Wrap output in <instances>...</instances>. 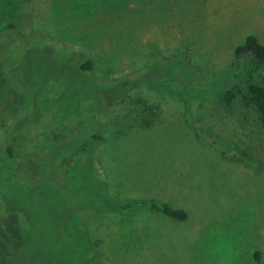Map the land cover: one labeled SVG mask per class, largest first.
I'll return each instance as SVG.
<instances>
[{"label": "rangeland", "instance_id": "1", "mask_svg": "<svg viewBox=\"0 0 264 264\" xmlns=\"http://www.w3.org/2000/svg\"><path fill=\"white\" fill-rule=\"evenodd\" d=\"M6 1L0 0V220L14 248L29 226L23 211L9 209H33L39 200L41 245L61 253L57 264H261L257 251L263 263L264 128L240 81L250 80L253 60L230 76L234 49L246 36L264 43V0H26L19 13L17 2L9 10ZM10 17L27 23L20 34L3 29ZM25 29H33L28 44ZM79 51L95 61L96 83L82 91L69 58ZM135 71L147 87L107 112L115 99L111 87L101 86ZM233 89L241 92L225 102ZM86 105L95 115L61 123L66 109L79 115ZM92 132L105 141L93 143L92 159L77 156ZM207 135L237 154L224 156ZM12 141L14 160L7 156ZM53 174L67 177V192L83 186L55 208ZM103 190L121 199L157 198L188 218L140 209L88 225L65 223L66 210L78 219L98 209Z\"/></svg>", "mask_w": 264, "mask_h": 264}, {"label": "trees", "instance_id": "2", "mask_svg": "<svg viewBox=\"0 0 264 264\" xmlns=\"http://www.w3.org/2000/svg\"><path fill=\"white\" fill-rule=\"evenodd\" d=\"M14 2H17L16 13L23 12L21 11L22 7L28 4V1L26 0L20 1V2L17 0H7L6 5L7 7H9V10L13 7ZM10 20L11 21L14 20L16 23H18V25L16 26V23H9L11 22ZM10 20L7 21L6 26H4L3 29H6V28L7 29L13 28L16 30L18 29L19 34L21 30L24 28V26L27 24V23L23 24L24 22L23 19L19 21L16 18L10 17ZM25 30L27 31V29ZM32 34H33V29L30 32H28V36L29 35L32 36ZM23 36L24 35H22V37ZM30 36L27 37L29 39L25 38V40L23 41L24 44L29 43L28 40H30ZM234 56L236 58V62L232 69V74L230 77H233V76L237 77L238 71L239 70L241 71L245 67L248 59L253 60L252 71L249 76L250 80L240 79V81L246 91V99L248 103L253 105V107L258 112L259 121L261 123V126L264 128V43H262L258 39V37H256L255 35L250 34L246 36L242 44H239L238 46H236V48L234 49ZM70 57H73L72 60H74L73 61L74 68L77 74H79L80 80L82 82L81 91L84 88L83 87L84 83L90 82L91 84H95L96 82L92 81L91 76H90L94 72L95 61L88 54L81 52V51L75 54L69 55V58ZM151 63H152V59H151ZM237 67H240V69H237ZM160 73L162 74V76H165L167 72L164 68L161 67ZM0 74H1V70H0ZM166 75H168V73ZM175 78L178 83L177 87L181 86L183 84V79L178 71L176 72ZM141 79H142V71H135V72L129 73L126 77H124L122 80L118 81L114 85L101 86L100 84H96L97 86H101L102 88L111 87L110 92L112 93L115 99L114 101L115 108L110 109L107 112L113 111L115 109L124 108L133 99H135L136 96H138V93H140L143 88L147 87V86H144V84H141L142 83ZM101 87H96V88L99 89ZM148 88L150 87L148 86ZM122 91L123 92L126 91V93L122 94L121 93ZM238 92L240 93L241 91L240 90L235 91L234 89L227 91L223 97V100L227 103H231L233 99L236 97V95L238 94ZM194 94L195 92L192 91L191 96H193ZM82 96H84V93ZM89 108L90 106L86 105L84 108H82V111L80 112L79 115H75L73 113L70 114L68 113L70 111L66 109L65 110L66 113L63 115V118L65 117V115L66 117L64 119L63 118L60 119L61 123L71 124V123L76 122L80 118H84V116H86L87 114H90V113L94 114L93 110H90ZM87 109H89V111ZM107 112H105L104 114H107ZM57 124L58 122L56 121L54 125H57ZM197 136L202 139L203 136L205 135H203L202 133H197ZM206 137L212 139V145L215 146L217 149L221 150L224 156L228 157V156L237 154L232 151L229 152L228 148H226L224 145L219 143L217 139L213 138V136L207 135ZM84 141L85 142H83L80 148V151L77 152L76 155L78 156L80 154L81 157L87 156V158L90 156L89 158L92 159L91 157L93 156V152L96 146L104 142L105 138L103 135H101L98 132H92L84 138ZM93 143L97 144V145L94 144L95 148L93 146ZM15 144H16L15 141H12L7 146V156L13 160L15 158V146H16ZM65 169L66 167H64V171ZM10 171H13V169H11ZM13 176H14L13 174H9L7 176V182L9 185H11V183L15 180ZM65 178L67 177H63L61 174L60 176L58 174L57 175L53 174V176H51L50 181L53 182L52 183L53 185L50 188L53 191L54 195L53 196L51 195L49 197L50 198L49 203L52 205L53 208H55V206L58 204L56 203L57 200L59 201L62 200L64 203L63 199L65 200L66 198L70 199L71 198L70 196L72 195L73 191L77 190L75 188L69 187L70 191L68 192L70 193L65 191L64 188H66V184H67L66 181L64 182ZM82 188L83 186H81V189ZM81 189L79 188L78 190H81ZM97 196L99 200L101 201L99 207H97L98 209L96 210L88 209V212H86V214L83 211L81 212V214L84 213L85 215L83 216L79 215L80 217L78 219L76 215L69 214V211L71 210L69 211L66 210L65 212L68 214L64 217L65 223H69V226H70L73 224L78 225L80 224L79 222L85 221V225H88L90 222L94 221V219L100 218V217L101 218L106 217L111 213L128 212V211H135V210H140V209L150 210L152 212L161 214L169 219L176 220V221H185L188 218V213L185 210L177 209L173 207L171 204H169L168 202H164L157 198L143 197V198H122L121 199V198H116L112 194H107L105 190L99 191ZM17 199L19 200L20 197ZM39 202H40L39 200L38 202L37 201L33 202V205H34L33 209H27L25 206L20 207L19 203H17V207L15 206L13 208L11 207L8 211L10 212L13 209H18L20 211H23L26 214L25 215L26 222H27V225L29 226L22 232L19 231L20 241L18 244H15L16 248H14V244L11 241V236H9V230H8L6 223H2L0 220V264H13L12 260H14V264H57L58 263L57 259L61 253H59V251L49 252V250H45L46 246L41 245V233L38 231L39 227L37 226V224L42 223V217H41L42 213L40 210H42L41 208L43 206V203L39 204ZM66 204L68 205L72 204L75 209L77 208V205L74 203L73 200H70L69 203H66ZM65 207L67 208L66 205ZM49 214H52V213H49ZM84 216L88 217V219L85 220L83 218ZM4 217L5 216H3V218ZM50 221L51 223H53L52 219ZM45 251L47 252L45 253ZM255 258L261 264H264V262L262 263L263 259L259 251L255 253Z\"/></svg>", "mask_w": 264, "mask_h": 264}]
</instances>
